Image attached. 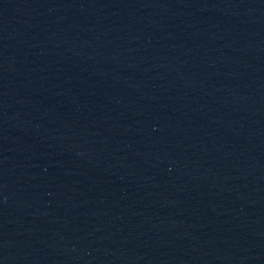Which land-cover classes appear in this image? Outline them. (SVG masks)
I'll return each instance as SVG.
<instances>
[{"label": "water", "instance_id": "95a60500", "mask_svg": "<svg viewBox=\"0 0 264 264\" xmlns=\"http://www.w3.org/2000/svg\"><path fill=\"white\" fill-rule=\"evenodd\" d=\"M0 264H264V0H0Z\"/></svg>", "mask_w": 264, "mask_h": 264}]
</instances>
